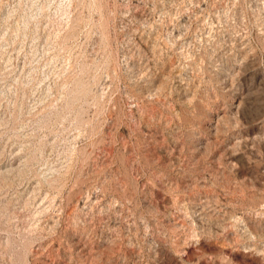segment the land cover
I'll list each match as a JSON object with an SVG mask.
<instances>
[{
    "label": "rangeland",
    "instance_id": "rangeland-1",
    "mask_svg": "<svg viewBox=\"0 0 264 264\" xmlns=\"http://www.w3.org/2000/svg\"><path fill=\"white\" fill-rule=\"evenodd\" d=\"M0 264H264V0H0Z\"/></svg>",
    "mask_w": 264,
    "mask_h": 264
}]
</instances>
